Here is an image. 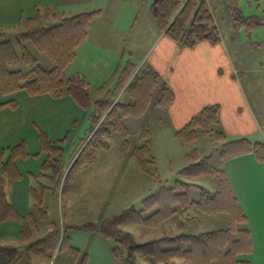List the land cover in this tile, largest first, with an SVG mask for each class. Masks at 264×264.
<instances>
[{
  "label": "trees",
  "instance_id": "obj_1",
  "mask_svg": "<svg viewBox=\"0 0 264 264\" xmlns=\"http://www.w3.org/2000/svg\"><path fill=\"white\" fill-rule=\"evenodd\" d=\"M226 9L233 24L238 28L243 27L246 32L264 26V11L244 16L239 7V0H226ZM100 13V9L83 11L60 17L53 23L43 18L40 11H37L34 17L28 19L34 25L33 28L16 33L13 39L3 38V34L0 33V96L19 89H24L31 95L48 93L56 98L69 95L81 108H89L92 99L85 76L67 75L65 69L73 60L77 48L87 38L91 22ZM149 13L155 20L157 28L166 37L187 48H193L199 41L215 44L221 39L220 30L205 0H152ZM28 44L38 53L47 56L52 65L42 66ZM135 69L136 65L128 60L120 70L115 86L94 101L97 110L90 116V135L66 172L68 176L77 164L91 163L98 149L109 148L107 136L112 131L121 133L122 149L130 148L139 168L148 171L147 163L153 162L154 159L149 142L145 140L143 144L131 147L127 138L130 131L122 118L140 116L147 111L151 103L166 107L174 99V93L169 87L163 86L157 98H153V90L159 82L158 74L147 67L136 71ZM120 91L122 92L117 99ZM122 95L126 98L121 99ZM7 104L14 106L16 102L13 100L0 102V107ZM218 113V104L203 106L176 131L177 137L189 142L198 134L210 135L214 131L215 137L221 141L219 148L221 159L251 152L257 161H264V141H252L245 136L227 139L225 132L217 127ZM38 139L40 150L48 152L41 165L48 173L43 171L39 177H45L50 184L47 186L38 181V185L30 187L33 207L25 217L19 216L7 200L4 183L5 177L12 179L19 177L15 159L28 154L26 144L22 141L0 149V222L12 218L23 220L21 230L23 241L28 240L32 234L26 222L27 217H33L38 213L43 219L46 218V212L42 207L43 193L46 189L56 186L65 171V166L61 162L62 148L57 144L61 140L55 142L42 129L38 131ZM5 154L7 157L4 159ZM190 157L193 160L182 167L179 173L185 176L217 175L220 177L219 189L215 191L201 189L200 197L193 199L190 187L197 185L177 179L174 186L166 187L157 179V189L143 198L141 209L127 207L102 218L98 223L87 221L79 227L96 229L103 237L113 240L112 254L117 264H137L138 256L156 264L161 261L166 264H249L242 255L252 249L251 232L247 227L238 226L239 223L246 222L247 216L231 190L224 171L211 163L212 154L197 159L196 153L193 152ZM190 208L204 214L226 213L229 216V225L199 233L169 231L141 243L134 242L133 234L129 230L120 228L121 225L131 224L155 227L174 216L180 231L184 228L183 219L195 218L190 216ZM150 210L153 211L147 214ZM63 233L64 235L60 236L62 234L59 229L52 223L51 228L43 236L28 244L24 255L14 245L0 244V264H33L30 261L32 255L51 259L55 252L63 247H69L72 255L76 257L79 250L67 244L68 236L66 232ZM85 260L86 254L79 264H87Z\"/></svg>",
  "mask_w": 264,
  "mask_h": 264
},
{
  "label": "rangeland",
  "instance_id": "obj_2",
  "mask_svg": "<svg viewBox=\"0 0 264 264\" xmlns=\"http://www.w3.org/2000/svg\"><path fill=\"white\" fill-rule=\"evenodd\" d=\"M34 1L41 8L40 13L43 18L53 23L57 22L60 17L79 13L82 10L102 8L104 15L102 19L96 22L117 25L111 33L113 36L116 35L117 44L121 43L122 39V32L119 31L118 24L123 25L125 23L127 12L133 7V0ZM215 1L217 7L215 12L221 21L219 23L220 40L226 49L228 69L232 66L239 69L241 66L248 65L251 67H264V26L251 32H246L243 27H236L225 9V0ZM47 5H49V11H46ZM6 7L11 8V5H6ZM239 7L244 16L260 14L264 11V0H239ZM1 8L2 5H0V18L4 17L1 15ZM143 14L144 12L141 11V21ZM6 17L10 18L11 15ZM33 27L34 25L24 21L20 28L16 30L11 25H4L0 28V32L3 33V38L13 39L17 32L26 31ZM135 33L138 37L139 32L135 31ZM134 43L139 45L135 48L137 52L142 51L145 47V43L142 42L143 44H141V41L135 40ZM28 46L37 56L38 62L42 66L50 67L52 65L47 56L38 53L32 45L28 44ZM20 67L22 66L20 65ZM158 86L153 90V98L158 94ZM121 92L117 95V99L120 97ZM15 94L17 93L14 91L2 95L0 98H15L17 97ZM91 94L93 96L95 91L91 90ZM125 98V95L121 96V99ZM153 106L157 105L151 103L147 111L140 116L122 118L130 131L127 138L131 147L141 145L145 140L149 142L154 159L153 162L147 163V172L139 168L131 155L130 148L122 149L123 137L121 133L112 131L107 136L109 148L98 149L95 159L91 163L77 164L71 169L68 176L66 172L90 135V116L91 113L97 110L94 102L89 108H82L83 115H79L80 113L69 114L66 111L60 115L53 114L50 123L38 122L41 126L35 124L37 140L39 129L44 130L55 142L61 140L57 144L62 148L61 162L65 166V171L61 175L58 184L50 188V191H44L43 193L42 207L46 212V218L43 219L38 213L33 217H27L26 222L32 231L30 238L25 241L21 239L20 230L23 228V220H21L22 223L12 221L19 225L20 229L17 230V235L13 236L11 234V227H9V232L3 229L0 231V243L14 245L24 255L28 244L43 236L51 228V224L54 223L60 234H62L60 236H63V232H66L68 236L67 244L77 247L79 254L75 257L69 247H63L61 250H57L53 257L48 260L34 255L33 260L35 262L33 261V264H79L84 254H86L85 261L87 264H113V262L117 264L112 254L114 241L103 237L96 229L79 227L81 224L87 221L98 223L102 218L116 214L129 206H133L138 210L141 209L143 198L157 189V179L161 180L166 187L174 186L177 179L197 185L190 187V195L193 199L200 197L201 189L208 191L219 189L221 184L220 177L217 175L185 176L179 173L182 167L193 160L190 157L193 152L196 153L197 159L212 154L211 163L214 166L221 167L222 161L219 156L221 141L215 137L214 131L210 135L198 134L195 139L189 142L182 141L177 137L176 125L169 120L164 107L158 106L156 108ZM103 116L104 113L101 117L103 118ZM227 139L231 138L227 137ZM27 147L29 151H32V144H28ZM38 150L42 155L38 165L40 170L44 171L41 168V163L46 159L48 152L40 151L39 147ZM44 172L48 173V171ZM10 179L12 178L5 177L6 186L10 184L9 182H12ZM45 182L50 184L49 181ZM26 209L21 208L25 212ZM29 210L32 211V208ZM189 210H191L189 212L190 216H195V218L183 219L184 228L180 231L177 228L174 216L155 227L131 224L121 225L120 228L129 230L133 234L134 242L141 243L154 237H160L164 233H169V231L173 233H199L229 225V216L226 213L204 214L192 208ZM152 211H148L147 214ZM179 214L182 215V213ZM23 215L28 216L27 212ZM238 226H243V223H239ZM136 262L137 264H150L139 256ZM159 264L163 263L160 262Z\"/></svg>",
  "mask_w": 264,
  "mask_h": 264
},
{
  "label": "crops",
  "instance_id": "obj_3",
  "mask_svg": "<svg viewBox=\"0 0 264 264\" xmlns=\"http://www.w3.org/2000/svg\"><path fill=\"white\" fill-rule=\"evenodd\" d=\"M205 1L220 30L221 21L215 12L216 1ZM0 2L1 15L4 16L0 18V28L11 25L16 30L24 21L31 25L28 19L41 10L34 0ZM151 2L152 0H133V7L128 10L125 23L118 24L119 31L122 32L121 43L118 44L116 35L111 34L117 25L96 22L104 15L103 9L97 8L101 13L91 22L87 38L77 48L73 60L65 69L66 74L84 75L90 92L95 91V97L91 94L94 102L115 86L120 70L130 60L136 65L135 71L147 67L158 74V94L163 86L173 91L174 99L164 109L169 120L176 125V130L203 106L218 104L217 127L224 131L227 137L234 139L245 136L252 141H264V67L248 65L239 69L234 66L228 69L226 49L221 40L215 44L199 41L193 48H187L169 39L157 28L149 13ZM9 4L11 8L6 7ZM224 6L226 9V0ZM46 10H49V5ZM83 11L87 10L80 12ZM141 11L144 12L142 21ZM8 15L11 17H6ZM135 31L139 32L138 37ZM135 40L141 41V44L145 43L142 51L135 50L139 46L134 43ZM15 92V98H0V102H16L14 106L7 104L0 107V149L22 141L27 146L32 144V151L26 146L28 154L15 159L19 177L10 179L12 182L7 186L6 182L4 183L7 200L22 217L26 212L28 215L31 212L29 209L33 207L30 187L35 186L38 181L49 186L45 177H39V174L43 173L38 165L42 155L38 150L40 145L39 139H36L35 124L52 122L53 114L60 115L68 111L69 114L83 115L84 112L69 95L56 98L48 93L31 95L24 89ZM6 157L7 154L4 159ZM221 161V167L218 168L224 171L231 190L247 216L243 226L251 232L252 249L242 255V258L248 260L249 264H264V161H257L251 152ZM21 208H27V211H22ZM12 221L22 223L19 218L3 220L0 222V231L4 229L9 232L11 227V234L16 236L20 228ZM33 259L34 255L30 257V261L35 262ZM142 259L156 264L151 260Z\"/></svg>",
  "mask_w": 264,
  "mask_h": 264
}]
</instances>
